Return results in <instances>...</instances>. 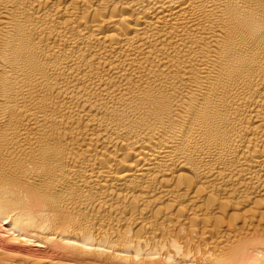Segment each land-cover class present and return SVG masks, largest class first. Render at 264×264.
<instances>
[{"label":"bare ground","instance_id":"1","mask_svg":"<svg viewBox=\"0 0 264 264\" xmlns=\"http://www.w3.org/2000/svg\"><path fill=\"white\" fill-rule=\"evenodd\" d=\"M0 264H264V0H0Z\"/></svg>","mask_w":264,"mask_h":264}]
</instances>
